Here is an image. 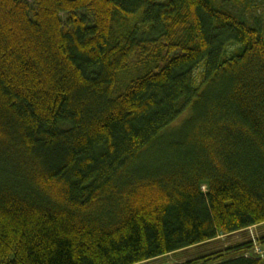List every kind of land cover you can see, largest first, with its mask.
I'll use <instances>...</instances> for the list:
<instances>
[{
    "label": "trees",
    "instance_id": "obj_1",
    "mask_svg": "<svg viewBox=\"0 0 264 264\" xmlns=\"http://www.w3.org/2000/svg\"><path fill=\"white\" fill-rule=\"evenodd\" d=\"M263 3L0 0V264H264Z\"/></svg>",
    "mask_w": 264,
    "mask_h": 264
},
{
    "label": "rangeland",
    "instance_id": "obj_2",
    "mask_svg": "<svg viewBox=\"0 0 264 264\" xmlns=\"http://www.w3.org/2000/svg\"><path fill=\"white\" fill-rule=\"evenodd\" d=\"M258 2L257 1H254L253 2V5L257 4ZM252 12L256 15H259V14H262L264 12V3L261 5V7H259L258 9L256 10H253L252 9ZM235 49V47L233 46H230L228 47L227 51L230 53L231 51H233ZM263 230V228H260V227H256V231L254 228L251 229V233L253 235H255L256 232H261ZM242 236V233H236V234H232L230 235L229 237L225 238L224 241H222L224 244H220L219 242L217 243H214L213 246H216V249H222L230 244H234L236 243L240 237ZM224 237H222L223 239ZM258 246V245H257ZM204 248V247H202ZM259 248V246H258ZM187 256H181L180 254H170L166 257H163V258H159V259H156V260H152V261H149V262H146V263H143V264H165V263H175V262H179V261H183L186 259Z\"/></svg>",
    "mask_w": 264,
    "mask_h": 264
},
{
    "label": "built area",
    "instance_id": "obj_3",
    "mask_svg": "<svg viewBox=\"0 0 264 264\" xmlns=\"http://www.w3.org/2000/svg\"><path fill=\"white\" fill-rule=\"evenodd\" d=\"M254 252H256V253H257V252H263V251H261V250H260V248H258V246H257V245H255V247H254Z\"/></svg>",
    "mask_w": 264,
    "mask_h": 264
}]
</instances>
